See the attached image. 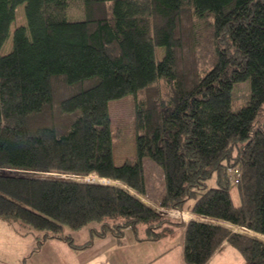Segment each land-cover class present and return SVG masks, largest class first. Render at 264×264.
<instances>
[{
    "label": "trees",
    "instance_id": "trees-1",
    "mask_svg": "<svg viewBox=\"0 0 264 264\" xmlns=\"http://www.w3.org/2000/svg\"><path fill=\"white\" fill-rule=\"evenodd\" d=\"M22 4L26 25L3 55ZM160 81L163 96L139 97ZM246 82L250 98L235 112L234 87ZM128 95L137 160L117 166L109 103ZM262 113L264 0H0V220L36 233L35 250L52 239L79 248L65 230L92 223L118 239L139 225L152 241L178 235L158 232L167 223L185 226V264H208L225 242L247 264H264V241L248 234L264 236ZM147 158L163 171L161 207L247 233L173 223L119 186L27 174H95L146 196Z\"/></svg>",
    "mask_w": 264,
    "mask_h": 264
},
{
    "label": "crops",
    "instance_id": "crops-1",
    "mask_svg": "<svg viewBox=\"0 0 264 264\" xmlns=\"http://www.w3.org/2000/svg\"><path fill=\"white\" fill-rule=\"evenodd\" d=\"M169 211V216L177 218L172 216L174 211ZM181 215L190 221L201 218L190 211ZM172 222L186 223L175 219ZM0 226L2 235L5 236L0 242L3 264H185L184 230L181 235L179 233L152 241L148 239L147 234L140 237L139 231L128 229L123 238L118 239L109 230L104 231L102 224L92 223L85 227L91 231V236L82 233L79 244L75 242V237L72 238L74 245L79 248H73L65 241L52 239L46 241L39 250H35L38 235L32 230L7 223ZM176 227L173 226L175 230ZM99 230L104 231L103 236L94 234V231ZM27 235L33 236L28 243L24 241ZM226 246L227 242L222 247Z\"/></svg>",
    "mask_w": 264,
    "mask_h": 264
},
{
    "label": "rangeland",
    "instance_id": "rangeland-1",
    "mask_svg": "<svg viewBox=\"0 0 264 264\" xmlns=\"http://www.w3.org/2000/svg\"><path fill=\"white\" fill-rule=\"evenodd\" d=\"M26 25V18H25V11H24V5H19L16 9V20L13 23L11 27V35L5 42L1 54L6 55L10 53L13 49V31L16 27ZM206 34V32L204 33ZM207 40L201 45L199 48V55L201 56V63L206 64L210 60L211 56V50L210 46ZM164 49L158 48L157 49V55L158 59L160 60L162 57ZM167 92V87L164 81H160L159 83H156L154 86H152L148 91H145L139 95L140 98L147 97L148 95L150 96H156V95H164ZM251 94V87L250 83H240L236 84L233 90V110L237 112L240 108H242L248 99L250 98ZM109 114L111 117V130H112V136H113V158H114V163L117 166H121L126 162H136L137 160V155H136V146H135V136H136V131H135V109H134V97L132 95H128L124 97L123 99L119 100H114L109 103ZM258 120L260 122H264V113H262ZM144 165V171H145V180H146V186H147V195L142 196L135 191L129 189L126 185H124L121 182L118 181H111L110 184H115L116 186L128 189L131 191L133 194L140 195L143 199L142 201H145L149 206L154 207L157 211L161 212L163 215H165L167 218L170 220L175 219V221H185L186 223L182 222L183 224H187L188 221L190 222L189 219H185L182 214H186L187 211H189L187 208L183 209H167L163 208L160 205V201L157 202L158 200H161L162 196L164 195L165 192V184H164V175L163 171L159 166H157L154 162H152L150 159H144L143 161ZM58 177H63V178H71L77 181H96V182H108L109 180L99 178L97 175L93 174L88 177H76V176H65V175H56ZM214 178L209 181L208 185L209 187L214 186ZM232 198L233 202L235 205L239 206L241 203L240 200V195L238 192V188L233 184L232 185ZM157 200V201H155ZM157 202V203H156ZM172 210L174 215L177 218H173L169 215L167 211ZM170 212V211H169ZM191 212V211H190ZM192 213V212H191ZM169 214V215H168ZM188 214V213H187ZM194 214V213H193ZM196 215V214H195ZM182 219V220H181ZM196 221L199 222H209L207 218H200L197 217ZM211 222V221H210ZM178 223V222H175ZM220 225H224L225 227L228 226V229L235 230V231H240L237 227L235 228L233 225H228L224 222H217ZM96 223H93V225ZM0 225H6V222L0 220ZM178 225V224H177ZM174 225H169V224H163L161 228H158V232H162V230L169 229L168 227H173ZM1 227V226H0ZM138 231L140 233V237H143L146 234V225H139ZM179 230V233L181 235L182 231L185 230V226H177L176 227ZM174 229V228H173ZM100 232V230H99ZM244 233H247V231H243ZM79 233V235L77 234ZM88 235L91 236V231L86 230V228H82L80 230L74 231L71 229H66L65 234H70L71 238L75 237V242L79 244L80 242V235ZM96 234V232L94 231ZM251 236H256L257 238L261 239L264 241V236L261 235H255L253 233H249ZM78 235V236H76ZM179 235V236H180ZM5 236L2 235V230L0 228V242ZM32 235H27L25 237L26 243L28 241L32 240ZM166 237V236H165ZM182 237V236H180ZM1 249V247H0ZM1 251H0V264H3L2 262V256H1ZM208 264H247V262L244 260L242 257L241 253L235 249L232 246H226L222 247L211 259V261Z\"/></svg>",
    "mask_w": 264,
    "mask_h": 264
},
{
    "label": "water",
    "instance_id": "water-1",
    "mask_svg": "<svg viewBox=\"0 0 264 264\" xmlns=\"http://www.w3.org/2000/svg\"><path fill=\"white\" fill-rule=\"evenodd\" d=\"M14 173H16V172H14ZM28 175H30V176H32V177H35V178H39V179H46V178H50V177H56V175H53V174H49V173H42V172H30V173H27ZM61 178H63V177H61ZM80 182H83V183H95V184H102V185H111V186H116L115 184H110V182H111V180L110 181H108V182H96V181H93V182H91V181H83V180H81ZM137 195V194H136ZM139 198H141V199H143L140 195H137ZM145 202V201H144ZM208 219V218H207ZM208 220H210L209 222L210 223H212V224H219V223H217V222H221V221H218V220H213V219H208ZM234 227H236V226H234ZM240 231H235V232H243V231H246L245 229H243V228H239V227H237Z\"/></svg>",
    "mask_w": 264,
    "mask_h": 264
},
{
    "label": "built area",
    "instance_id": "built-area-1",
    "mask_svg": "<svg viewBox=\"0 0 264 264\" xmlns=\"http://www.w3.org/2000/svg\"><path fill=\"white\" fill-rule=\"evenodd\" d=\"M7 171H9V172H17V171H15V170H7ZM17 173H23V172L18 171ZM24 173H25V172H24Z\"/></svg>",
    "mask_w": 264,
    "mask_h": 264
},
{
    "label": "bare ground",
    "instance_id": "bare-ground-1",
    "mask_svg": "<svg viewBox=\"0 0 264 264\" xmlns=\"http://www.w3.org/2000/svg\"><path fill=\"white\" fill-rule=\"evenodd\" d=\"M228 225H230V224H228ZM96 232H98V231H96Z\"/></svg>",
    "mask_w": 264,
    "mask_h": 264
}]
</instances>
